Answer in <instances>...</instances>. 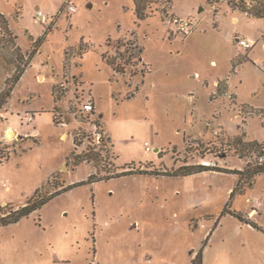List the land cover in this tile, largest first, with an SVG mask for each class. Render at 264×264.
Listing matches in <instances>:
<instances>
[{"label": "rangeland", "instance_id": "obj_1", "mask_svg": "<svg viewBox=\"0 0 264 264\" xmlns=\"http://www.w3.org/2000/svg\"><path fill=\"white\" fill-rule=\"evenodd\" d=\"M139 1L143 20L133 0H0V208L73 186L0 226V264H191L201 248L203 264H264V172L248 173L264 157V19L228 0ZM172 17L195 25L174 33ZM87 146L99 169L73 166Z\"/></svg>", "mask_w": 264, "mask_h": 264}, {"label": "trees", "instance_id": "obj_2", "mask_svg": "<svg viewBox=\"0 0 264 264\" xmlns=\"http://www.w3.org/2000/svg\"><path fill=\"white\" fill-rule=\"evenodd\" d=\"M134 4H135V14H136V18L138 20H143L144 16H143V7L141 6V3L139 0H133ZM244 0H240L239 4H234L235 0H228V3L233 7V9H235V7L238 8V10L241 13L246 14L247 16H250L252 18H256V19H264V7L255 2V0H251L255 2V6L251 7V8H247L243 2ZM237 5V6H236ZM3 19V16L0 14V20ZM31 56V55H30ZM31 59V57H30ZM25 72V68L24 69H19L16 68V70H14L13 75L11 76V83L7 86V89L4 91L2 95V98L7 99L10 96L11 91H13L14 86L20 81L22 75ZM60 99L58 96L55 97V100ZM53 122L57 124L56 122V118H53ZM81 138H79V136H74L73 137V144L75 145V147H79L81 146ZM98 145L100 143L103 144L105 143V139L103 137L100 138L99 142H97ZM252 146L256 147V148H260L261 152L264 151V148L261 147V145L257 144V143H253ZM87 162V163H92L94 165V167L96 169H99L100 167V162H102V156L100 154V152L95 151L93 147L87 146L86 149L80 153V154H75L74 152L72 153V164L74 167H77L78 165H81L82 163ZM211 169L208 167H204V166H184V167H180L178 170H176L175 172H172L171 174H167L165 176H177V175H183V176H189L192 175L194 173L197 172H202V171H210ZM216 171V170H215ZM264 172V164L262 165H257L255 166L250 172H248L250 174V177L255 176V175H259L261 173ZM138 173H143L146 175H156L152 172H138ZM137 173V174H138ZM132 174H136L135 172H124L122 174H119V176H127V175H132ZM238 174H242V172H238ZM111 177H106L103 178L104 179H110ZM95 179V177L90 176L89 180H93ZM97 181H100L97 180ZM73 186H68L67 188H63V186L61 184H57V185H53L52 188L54 190V192L50 195H42L39 191L34 193V196L29 199L28 202L25 203V205L18 207V208H13L11 206L8 207H2L0 208V226H6L9 224H14L17 223L21 218L28 216L30 213L40 209L42 206H44L45 204H47L49 201H51L52 199H54V195H56L59 192L62 191H69ZM231 197L233 195V192L230 194ZM235 217H237L238 219L242 220L240 215H234ZM202 252H203V248H201L194 256V258L191 261V264H203V258H202Z\"/></svg>", "mask_w": 264, "mask_h": 264}, {"label": "built area", "instance_id": "obj_3", "mask_svg": "<svg viewBox=\"0 0 264 264\" xmlns=\"http://www.w3.org/2000/svg\"><path fill=\"white\" fill-rule=\"evenodd\" d=\"M68 11L72 14L75 13V7L70 5L68 7ZM33 21L37 24H46L48 21V17L43 13V11L41 10H37L35 12V16L33 18ZM195 21L193 18L187 17V18H178V17H172L169 19L168 23L171 24L173 26L174 29V33H178V34H182V35H186L189 32H191L192 28L195 25ZM6 37V33L4 31L3 28L0 27V40H3ZM236 44L237 46L244 50L247 51L249 49H251L254 46V42L247 40V39H241L240 37H236ZM81 111L82 113L85 114H91L93 112V106L90 102H86L85 104L82 105L81 107ZM35 120V116L34 114H25V116L19 117V122L21 125H25V126H29L31 124H33ZM96 142H99L100 140V136L97 135L96 136ZM145 150L146 151H150L149 147L147 146V144H145ZM258 164L262 165L264 164V157L260 156L257 158ZM201 166L204 167H208V164L205 163H201Z\"/></svg>", "mask_w": 264, "mask_h": 264}, {"label": "crops", "instance_id": "obj_4", "mask_svg": "<svg viewBox=\"0 0 264 264\" xmlns=\"http://www.w3.org/2000/svg\"><path fill=\"white\" fill-rule=\"evenodd\" d=\"M36 10H39V9L37 8ZM24 73H25V72H24ZM23 75H24V74H23ZM23 75H22V77H23ZM22 77H21V78H22ZM20 80H21V79H20ZM19 82H20V81H19Z\"/></svg>", "mask_w": 264, "mask_h": 264}, {"label": "bare ground", "instance_id": "obj_5", "mask_svg": "<svg viewBox=\"0 0 264 264\" xmlns=\"http://www.w3.org/2000/svg\"><path fill=\"white\" fill-rule=\"evenodd\" d=\"M11 134V133H10Z\"/></svg>", "mask_w": 264, "mask_h": 264}]
</instances>
